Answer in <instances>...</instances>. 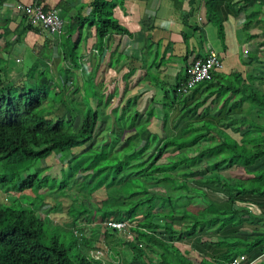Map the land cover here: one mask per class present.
I'll return each instance as SVG.
<instances>
[{
	"label": "trees",
	"instance_id": "trees-1",
	"mask_svg": "<svg viewBox=\"0 0 264 264\" xmlns=\"http://www.w3.org/2000/svg\"><path fill=\"white\" fill-rule=\"evenodd\" d=\"M213 1L207 0L206 3ZM240 1L248 3L252 0ZM256 1L261 10L252 13L250 20L256 24L253 26L256 31L257 28L260 30L262 36L258 32L256 36L260 38L259 44L262 46L264 22L262 28L259 20L262 17L258 15L264 14V0ZM35 2L42 4L43 0ZM121 2L91 0L89 18L82 16V7L87 5L81 3L75 6L78 13L72 17V21L78 25L90 21L89 25L95 26L100 40L110 30L126 32L127 29L113 15V8ZM58 4L65 12L73 6L72 0H59ZM248 27L246 30H249ZM218 28L222 30L221 26ZM28 29L34 30L37 26L28 22L23 26L22 33ZM255 59L258 60V56ZM2 65L0 57V164L6 169L1 177L5 182L0 186L24 191L38 190L44 185V190L54 196L66 195L72 187H78L81 193L66 208L62 207L61 202L46 208L45 191L38 203L18 209L0 207V264H194L175 242L191 236L194 231L210 233L216 225L214 223L220 222L216 231L228 224L227 221L233 224V218L228 219L229 213L232 216L234 213L233 198L228 202H219L213 199L216 195L212 190L206 191L202 188L207 187L201 188L195 183L201 180L208 184L205 178L202 179V171L208 172L206 166L216 161L211 158L220 154L232 156L237 166L244 167L247 174L253 175V188L260 189L264 185V169L260 168L259 173L250 170V166L256 162L264 163L263 141L259 140L264 139V123H250L246 119L245 123H250L251 127L244 131L241 142L222 130L216 131L220 139L213 147H206L203 144L205 135L193 133L204 128L210 133L212 128L208 127L207 122H198L197 127L188 125L177 136L174 132L167 134L164 119V133L157 136L136 120V97L129 99L124 108L113 110L115 119L110 121L105 109L111 96L106 99L104 95L96 94L94 104L86 100L83 108L72 110L66 105L61 109L60 105L67 98L59 96L55 88L38 82L25 88L19 83L10 82L4 75ZM220 74L216 72L213 79L206 82L219 80L220 88L224 87L225 92L246 93L245 99L264 108V93L259 87L247 93L245 87L242 88L245 81ZM258 81L264 80L258 78ZM171 93L175 100L185 95L177 94L176 89H171ZM46 103L54 104L57 109L54 106L51 111L46 110ZM66 110L74 115L72 120L65 119ZM77 116L82 119L79 127L74 129L73 120H78ZM132 128L135 129L132 134H124ZM96 131L99 133L96 134ZM200 141L202 147L190 149ZM258 143L262 144L256 146ZM52 153L58 154L60 161H66L67 167L60 174L51 175L45 172L47 166L44 175L40 176L39 172L44 167L34 170L36 162L45 160ZM204 158L205 163L201 165ZM215 175L212 177L216 184L218 177ZM60 178L56 186V179ZM242 183L241 179H236L227 184L231 194L233 191L241 192ZM252 185H244L242 192L248 191ZM102 187L106 197L97 208L90 207L84 201L85 197ZM112 190L116 191V195H109ZM43 207L46 212L63 209L65 219L55 222L48 213L41 215L39 211ZM108 219L126 222L123 230L131 232L132 238L121 240L117 233L123 231L110 229L106 223ZM82 220L95 223L89 235L79 225ZM99 236L102 238L99 239ZM221 240L216 237L203 244H225L228 247L234 242L237 244V239L234 241L233 237L226 239L227 243L225 239ZM124 245L131 253V258L127 257L125 262L120 248ZM238 254L235 250L227 258L222 256L211 260L204 256L197 264H229L232 256Z\"/></svg>",
	"mask_w": 264,
	"mask_h": 264
},
{
	"label": "crops",
	"instance_id": "crops-1",
	"mask_svg": "<svg viewBox=\"0 0 264 264\" xmlns=\"http://www.w3.org/2000/svg\"><path fill=\"white\" fill-rule=\"evenodd\" d=\"M32 1L34 0H0V57L4 75L10 82L22 83L24 75L29 80L33 79L28 73L38 65L41 66L36 70L40 75L39 84H49L57 91L64 90L69 100L74 99L75 94H81V90L85 92V85L88 83L91 89L88 95L92 96L90 99L88 96V101L95 100L96 94H102L106 99L111 96L105 109L110 121L115 119L113 110L124 108L129 99L136 97V120L145 124L154 135L161 136L164 133V119L165 128L178 129L179 134L174 133L178 136L188 125L194 124L196 127L198 122L210 123V134L206 137V134L200 133L205 135L203 144L206 147H213L218 142L220 136L215 132L219 130L241 142L242 134L251 127V122L246 124L245 120L248 119L249 122L250 116L264 112L262 107L244 98L246 93L225 92L224 87L220 88L219 80L213 83L202 82L176 100L173 93L172 100L168 95L169 90H174L177 82L185 77L189 61L194 57H204L209 50L218 53L223 60L224 66L220 71L223 75L220 76H234L239 81H245L241 87H245L247 93L253 88L256 91L257 87L264 93V81H258V78L264 80V45L260 46V38L256 36L257 31L253 27L256 24L250 20L252 13L260 11L254 12L251 2L122 0L113 8V15L127 31L110 30L100 40L95 26L89 25L90 21L80 25L72 21V17L78 13L75 7L79 5L78 0H72L70 11L63 10L62 17L65 20L59 34L51 35L41 26L22 33L23 26L28 22L19 12L17 3ZM90 1L80 0L90 9L86 13L82 11L86 18L90 17ZM58 2L59 0H43L42 4L47 9L61 8ZM247 27L249 30H246ZM251 43H254L255 48L253 54H250ZM255 56H258V60ZM11 58L20 66L8 64ZM22 62L27 63L21 65ZM59 69L64 71L60 73ZM154 81L161 83L153 84ZM94 100L89 103L94 104ZM166 103L171 104L172 108L163 113L165 106L162 109V105ZM150 107H153L152 111ZM153 112L158 114L156 118ZM65 114L66 120L73 119L70 110H66ZM144 118L147 120L142 121ZM150 125H153V129ZM134 130H127L124 134L130 135ZM167 134L172 133L167 131ZM208 138L209 141H217L208 145ZM216 159L217 157L211 158ZM204 163L205 158L201 165ZM206 168L209 169L208 166ZM260 168L264 169V163L256 162L250 166V170L258 171ZM217 170L218 172L213 171V175L216 174L214 177H218L217 183H221V178L227 181L241 179L243 183L249 180L250 186L252 185L253 175L247 174L244 167L237 166L235 158ZM205 173L207 172L203 170L202 179L205 178L208 184L200 182L201 180L195 183L201 188L207 187L202 188L206 191L212 190L216 195L213 199L219 202L224 203L233 198V224L227 221L228 224L221 229L210 233L194 231L191 236L187 235L175 242V245L197 264L204 256L211 260L214 257L227 258L230 253L232 255L234 252H228L229 247L225 244L203 243L215 240L216 237H233L234 241L238 239L245 242L248 248L238 254L245 255L242 264H264V187L259 189L252 185L248 191L242 192L240 189L241 192L233 191L231 194L227 185L229 182L224 181L220 186V183L215 184V178L206 177ZM232 246L233 249L236 247L235 242Z\"/></svg>",
	"mask_w": 264,
	"mask_h": 264
},
{
	"label": "rangeland",
	"instance_id": "rangeland-1",
	"mask_svg": "<svg viewBox=\"0 0 264 264\" xmlns=\"http://www.w3.org/2000/svg\"><path fill=\"white\" fill-rule=\"evenodd\" d=\"M80 3L81 2L79 0V3L78 4H80ZM251 9H254V12H258V11L261 10V7L257 4V1L256 0H252L251 1ZM82 11H83V13H86V12L90 11V9H88L87 7H82ZM83 13H82V16H83ZM258 17H262V19H259V20H261L260 21V26L263 28V25H262L263 23L262 22H264L263 21L264 20V14L259 13ZM260 26H259V28H261ZM86 28H88V25L86 26ZM64 32H65V30H63V33ZM257 32H258V34H260V36H262L261 33H260V30L258 28H257ZM68 47L69 48L71 47L70 46V43H68ZM249 48H251L250 54H253L254 53L253 51L255 49L254 48V43H251ZM26 60L28 61V56H26ZM26 63L24 64V62H22L21 65L22 64L26 65ZM8 64L14 65V66H20V64H16L14 62V59H12V58H11V60H10V62ZM34 64H35V62H34ZM29 67H31V66H29ZM40 68H41V66H38V65L34 66V68L31 69V71L28 73V75L30 77L31 76L33 77V79H30L29 80L24 75L23 82L22 83H19V84H21V85L25 86V88H27V87L34 86V84H36L37 82L39 83L40 75L37 73L36 70H39ZM63 71H64V69H59V72L60 73H62ZM32 81H34V82H32ZM159 83H161V82H159V81H154L153 82V84H157V85H159ZM85 86H86L85 89H84L85 92H83L80 89L81 90V94H79V95L75 94V97H74V99L72 98V100L71 99L70 100L67 99L63 104L60 105V108L66 106V105H67V107H69L72 110H75V109H78V108L79 109L80 108H83L82 105H84V103H86V100H88L87 99V96L89 94V90H91L89 88L88 83H86ZM169 91L170 92H168V95H169L170 99L172 100L173 99V96H172L171 90H169ZM57 92H58V95L59 96H63L65 98H69L68 94L66 92H64V90H58ZM90 98H92L91 95L89 96V99ZM92 100H94V99H91L89 101H92ZM167 101H169V99ZM210 103H212V101H210ZM43 104H44V102H43ZM54 106L55 105L52 104V103H46L45 108H47L46 110L51 111V108H53ZM146 106H147V104H146ZM163 106H165V109H163ZM171 108H172V106L169 103L168 104L166 103V104L162 105L163 113L168 112ZM56 109H57V107H56ZM61 109H63V108H61ZM149 109L152 111L153 110V107H150ZM263 110H264V108H263ZM150 114H151V112L148 114L147 119L149 118ZM157 115L158 114L155 115L154 112H153L154 118H156ZM254 116H256V118H253ZM254 116H250V120L251 121L249 120V122H255V123H258V124H263L264 123V112H262V111L257 112ZM72 117H74V115H72ZM77 118H78V120H73L74 129H76L77 127H79V125L81 123L80 122V119H82V117L81 116H77ZM147 119L144 118L142 121H146ZM204 122H207V121H204ZM143 126L146 127V129H148V127L145 124H143ZM208 127L209 128H212V125L210 123H208ZM150 128L153 129V125H150ZM204 129H206V130H204L202 132H200L201 130L198 131V132H194L193 135H197V133H199V132L200 133H203V134L205 133L206 136L209 135L210 134L209 133V130L207 128H204ZM154 130H157V129H154ZM159 130H160L159 132L161 133L162 129L160 128ZM99 131H96L97 132L96 134H98ZM166 131H168L170 133H173L174 132L176 134H179V133H177L178 132V129H170V128H168V129H166ZM259 140H262L263 141V145L262 146H264V139H260L259 138ZM215 141H217V140L216 139L210 140L208 142V145L214 144ZM201 143H202V141H200L196 145H193L192 148H190V149L193 150L197 146L202 147V146H200ZM259 144L261 145L262 143H258L256 146H258ZM249 147L251 148V146H249ZM226 151H228V149H226ZM205 152L206 151L203 149V153H205ZM59 158H60V156L58 154H52V155H50L45 160H39V161L36 162V164L34 166V170L37 169V167H41V168L44 167L39 172V175L42 176V175H44V169L47 168V166H48V169H46V171H45L46 174L58 175V174H60L67 167L66 161H64V160L60 161ZM231 159H232V156H230V155H227V157L225 155H223V154L217 155L216 161L213 162L212 164L207 165L208 168H209L208 170L210 172L205 173L206 174V177H212V175L214 173L213 171H217L218 172L217 168L220 167L221 165H223L224 163H226L227 161L230 162ZM205 170H207V168H205ZM5 171H6L5 167L3 168L2 165L0 164V179L2 177V174ZM256 172L259 173V171H256ZM7 176L9 177V175H7ZM61 179L62 178L56 179V186H57V184L59 183V181ZM238 180H240V179H238ZM224 181L221 180L220 186L223 185V182ZM4 182H5V179L2 178L0 180V184H2ZM227 182L232 183L233 181L231 180V181H227ZM10 184L11 183H9V185ZM262 184H264V183H262ZM244 185L250 186L249 180L246 181L245 183H242L241 184L240 189L242 191L244 190ZM263 187H264V185H263ZM44 191H45V193H47L46 200H45L46 201V208H48V206L51 207L56 202H61L62 207L63 208H66L67 205H69L70 203L75 202L74 197L77 194L81 193L80 192L81 189L78 188V187H72L70 190L67 191L66 195H61L60 194L58 196H54V194H48V190H44V185H43V187H41L38 190L37 189H35V190H33V189H27V190H24V191H19L15 187H11V186L8 189H5L4 187L0 186V207H10V208L18 209L21 206H23V207L25 206L26 207V206L31 205L33 203H38V202H40L43 199V197H44ZM56 191H57V189H56ZM109 195H116V191L112 190L111 192H109ZM105 197H106V193H105V191H104V189L102 187V188L96 190L95 192L89 194L88 196H86L84 201L86 203H88V205L90 207L97 208V206L100 204V202ZM39 213L41 215H44V214H47L48 213L49 216H50V218L53 221H55V222H59L60 220H64L65 219V216H66V213H65V211H63V209L62 210H59V211L58 210L57 211H52V212H51V209H50L49 211L46 212L45 208L43 207L42 210L39 211ZM229 217H232L233 218L232 213H229L228 219H229ZM214 224H216V225L213 226L212 231H215V229L219 227L220 222L214 223ZM79 225H80V227H83L84 228V233H86L87 235H89V231L92 230L93 227H95V223L93 221L85 222V221L82 220V221H80V224ZM122 231L123 232H118L117 233V236H119L121 240H128V238L129 239L132 238V233L131 232H129L128 230H122ZM101 238L102 237L99 236V239H101ZM230 238L231 237H226L225 238V241H226V239L228 240ZM220 241H223V240L220 239ZM226 243H227V241H226ZM244 244H245V242H242L241 240H238L237 239V244H235L236 247H234V249H233V246L232 245H229L228 252H234L235 250L238 251V252L244 251V250L247 251L248 248H246V244L245 245ZM120 248H121L122 253H123L121 255L122 256V260L125 262V260H126L127 257L128 258H131V253H130L129 249L127 248V246H125V245L124 246H121ZM228 252H226V253H228ZM104 255H105V253H104ZM104 255L102 254V256H104Z\"/></svg>",
	"mask_w": 264,
	"mask_h": 264
},
{
	"label": "built area",
	"instance_id": "built-area-1",
	"mask_svg": "<svg viewBox=\"0 0 264 264\" xmlns=\"http://www.w3.org/2000/svg\"><path fill=\"white\" fill-rule=\"evenodd\" d=\"M19 12L26 16L31 25H40L42 29L52 34H59L63 29V18L61 9H45L41 3L35 1L30 3H17ZM223 61L220 56L209 51L204 58L192 59L187 67V78L181 81L177 88V94H185L197 83L210 80L215 72L223 69ZM107 226L110 229L123 230L127 223L118 220H108Z\"/></svg>",
	"mask_w": 264,
	"mask_h": 264
},
{
	"label": "clouds",
	"instance_id": "clouds-1",
	"mask_svg": "<svg viewBox=\"0 0 264 264\" xmlns=\"http://www.w3.org/2000/svg\"><path fill=\"white\" fill-rule=\"evenodd\" d=\"M35 1V0H34ZM33 2V1H32ZM45 9H47V8H45ZM52 9H54V8H52ZM58 9H61V8H58ZM61 11L63 12V10L61 9ZM23 16H25V15H23ZM61 16H62V13H61ZM25 18H26V16H25ZM63 18V17H62ZM26 20H27V18H26ZM65 19L63 18V21H64ZM28 22V21H27ZM32 26H40V25H32ZM63 26H64V24H63ZM45 31V30H44ZM47 32V31H46ZM49 34H51V35H57V34H52V33H50V32H48ZM209 51H213V50H209ZM208 51V52H209ZM215 52V51H214ZM208 54V53H207ZM206 54V55H207ZM218 54V53H217ZM205 55V56H206ZM219 55V54H218ZM204 56V57H205ZM220 56V55H219ZM204 57H194V58H192V59H199V58H204ZM220 58H221V56H220ZM191 59V60H192ZM222 59V58H221ZM190 60V61H191ZM17 61H19L18 59H17ZM190 61H189V63H190ZM223 61V60H222ZM189 63L187 64V66H186V71H187V67H188V65H189ZM224 65V64H223ZM186 71H185V77L183 78V79H181V80H179L178 82H177V84H176V86H175V89L177 88V86H178V84L181 82V81H183V80H185L186 78H187V73H186ZM222 71V70H221ZM220 72V71H219ZM216 73V72H215ZM214 73V74H215ZM7 77V76H6ZM213 79V77L210 79V80H212ZM207 80H205V81H201V82H199V83H197L196 85H198V84H200V83H202V82H206ZM195 85V86H196ZM194 86V87H195ZM194 87H192V88H194ZM191 88V89H192ZM190 89V90H191ZM189 90V91H190ZM186 94V93H185ZM72 113V112H71ZM52 154H55V153H52ZM48 158V157H47ZM46 158V159H47ZM110 220V219H109ZM245 260V255L244 254H240V255H237V256H235L232 260H230V262H229V264H242V262Z\"/></svg>",
	"mask_w": 264,
	"mask_h": 264
}]
</instances>
